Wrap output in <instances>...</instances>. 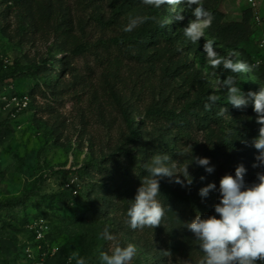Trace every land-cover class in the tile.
<instances>
[{
	"label": "rangeland",
	"instance_id": "rangeland-1",
	"mask_svg": "<svg viewBox=\"0 0 264 264\" xmlns=\"http://www.w3.org/2000/svg\"><path fill=\"white\" fill-rule=\"evenodd\" d=\"M256 3L263 13L264 0ZM247 8L245 0L221 3L230 21ZM191 20L183 4L156 7L150 0H0V203L23 199L0 208V264H76L77 257L99 264L100 252L127 243L139 250L133 264H199L194 236L172 253L168 225L154 238L149 228L129 229L123 211L130 204L111 194L123 169L133 165L132 179L141 182L158 154L171 156L178 169L192 157L210 160L211 174L189 164L190 186L160 181V189L206 206L218 203V193L202 200L199 189L218 187L238 165L248 185L264 173L253 167L260 125L248 107L187 115L201 87L227 101L223 79L200 64L208 35L192 43L183 34ZM157 23L168 41L154 31ZM144 30L151 35L146 44ZM255 30L259 58L263 31ZM250 79L256 92L264 87ZM22 96L26 108L12 101ZM170 113L185 126L170 124ZM195 117L200 126L192 125ZM105 227L115 240L103 238Z\"/></svg>",
	"mask_w": 264,
	"mask_h": 264
},
{
	"label": "clouds",
	"instance_id": "clouds-1",
	"mask_svg": "<svg viewBox=\"0 0 264 264\" xmlns=\"http://www.w3.org/2000/svg\"><path fill=\"white\" fill-rule=\"evenodd\" d=\"M150 2L156 7L166 2L169 5L183 4L190 9L194 19L183 28V34L192 43L200 41L214 21L212 12L204 7L203 0H150ZM175 19L180 21L183 17L178 15ZM213 44L212 40H208L203 47L213 68L222 67L227 72L239 74L251 72L256 67L238 59L233 60L231 56H219ZM220 86L227 91V104L237 109L246 108L251 104L257 114L256 123L260 128L258 136L252 140V146L259 155L256 157L258 164H254L253 167L264 168V87L258 92L249 91L245 94L237 84L235 76H228L220 81ZM207 101L204 108L210 110L218 101V97L209 95ZM224 113L226 109H222L221 114ZM188 149L191 155V146H188ZM191 163L203 167L209 174L214 172L208 158L192 157L190 163L182 169H178V162L173 161L167 154H158L152 158L151 164L145 166L147 175L141 180L140 187L137 188L134 199L130 201L126 211L125 223L129 229L153 230L162 225L171 212L160 199V181L171 178L181 186H190L193 183V178L188 173V166ZM245 175L246 169L241 164L235 168L234 174L224 175L219 180L218 187L209 183L199 189L198 195L202 200L207 198L211 191L218 193V203L213 206L215 215L207 217L197 215L191 222L182 224L199 242V251L202 253L199 264H257L258 260L264 262V173L258 172L256 176L258 182L251 185L246 184ZM203 179L204 177H201V180ZM176 220L178 221L177 218ZM102 236L107 241L115 240L107 227L104 228ZM138 251L134 243L123 246L117 244L110 254L100 252L99 264H133ZM76 264L88 262L84 257H77Z\"/></svg>",
	"mask_w": 264,
	"mask_h": 264
},
{
	"label": "trees",
	"instance_id": "trees-1",
	"mask_svg": "<svg viewBox=\"0 0 264 264\" xmlns=\"http://www.w3.org/2000/svg\"><path fill=\"white\" fill-rule=\"evenodd\" d=\"M224 1L226 0H203L204 7L211 11L214 16L212 26L207 29L205 33L208 35V38L214 42L213 47L215 46L216 48H221L229 53V55L225 56L222 55L220 51L215 50L219 56H231L233 60L238 59L248 63L249 65H256L255 61L262 58L263 56L258 58V52L254 50L252 45L253 34L256 32V26L252 20V10L248 7L242 12L240 19L230 21L226 19V15L221 9V3ZM183 7L189 14V18L194 19L191 16L190 9H188L185 5H183ZM44 19L45 17L43 15L36 13V20L38 22H43ZM262 22V31H264V11L262 13ZM144 31L145 32L142 36L144 37L143 44H146L150 40L151 35L149 33L150 31ZM154 31L165 41L169 40L166 36L165 28L162 27L161 23H157L154 26ZM233 53L237 54V59L232 56ZM200 57V64L202 67L206 68L210 72L217 73L223 80L228 76H235L237 84L240 85L242 91L245 94H247L249 91L256 92L254 84L251 83L250 76L254 78L257 84L264 86V64L256 65L253 71L248 73L233 74L225 71L222 67L213 68L209 63L206 54H202ZM1 81L2 79H0V82ZM199 92L200 97L194 100L191 103L190 110L186 111L187 115L189 116L195 115V111H199L201 113L215 111V113L219 114L221 113L222 109H226V111L229 112H238L243 110V107L237 109L233 108L230 104H227V101H225L223 97H220L219 93L216 91L201 87ZM209 95H216L218 97V101L211 107L210 110H205L204 105L206 102H208L207 97ZM248 111L254 113L257 116V114L253 111L251 104L248 106ZM169 115L170 116L167 118V121H169L170 124L174 123L177 126H181V128L182 126H185V123H180L181 125L178 123V119L174 114L170 113ZM187 121L188 119H185V122ZM191 122L192 125L197 124L200 126L201 124V120L197 117L192 119ZM88 166L93 168L95 165L90 163ZM133 168L134 166L132 165L126 170L123 169L121 174L117 176L113 175V177L115 176V180L113 181L114 185L112 187L111 194H117L118 199L121 202H124L123 206L126 203L130 204L132 198L134 199L137 188L140 187L141 184V182L137 181L136 179H132L131 174L135 172ZM146 175V172H141L139 178L141 177L143 179ZM160 193L161 201L166 204L171 213L168 214L167 219L162 223L161 226H157L153 230L149 228L148 233L153 235V238L155 236L154 232L156 234L162 235L165 231L164 225H168L169 231L168 233L165 232V234H168V236L172 235L174 237L167 239L165 245L172 253L176 254L181 250L183 243H191V238L193 236V234L188 229L184 228L182 224L191 222L197 215H200L201 217H207L209 215H215V213L213 211V206L199 204L191 198H182L166 187L161 188ZM22 203L23 199L9 200L5 203H0V208H10L16 205H21ZM111 207L112 210H114L116 206L112 205ZM128 207L129 205L125 207L123 211L124 213H126ZM176 218L181 224L176 220ZM173 228H178L179 230L173 231L171 230ZM178 235H182V239L180 241L176 240Z\"/></svg>",
	"mask_w": 264,
	"mask_h": 264
},
{
	"label": "built area",
	"instance_id": "built-area-1",
	"mask_svg": "<svg viewBox=\"0 0 264 264\" xmlns=\"http://www.w3.org/2000/svg\"><path fill=\"white\" fill-rule=\"evenodd\" d=\"M246 4L248 5V7L252 10V20L253 23L255 24L256 27L260 28L262 30V13H260L257 10V3L256 0H245ZM259 42H260V49L263 53V57L260 59H257L255 61L256 65H260V64H264V31L262 33V36L259 38ZM12 101L14 103H16V106L19 108H26L28 106L29 100L26 96H22V97H15L12 99ZM31 264V263H28Z\"/></svg>",
	"mask_w": 264,
	"mask_h": 264
}]
</instances>
